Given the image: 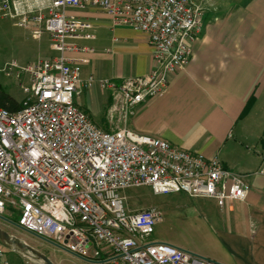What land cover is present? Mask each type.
<instances>
[{"label": "built area", "instance_id": "obj_1", "mask_svg": "<svg viewBox=\"0 0 264 264\" xmlns=\"http://www.w3.org/2000/svg\"><path fill=\"white\" fill-rule=\"evenodd\" d=\"M89 7L146 34L154 48L156 68L148 75L120 85L90 77L85 84L113 90L120 100L112 111L124 118L164 94L169 76L187 67L204 16L193 0H0L1 16L36 39L47 35L55 52L0 67L25 94L17 112L0 108V214L12 207L17 223L87 264H217L150 240L163 213L155 206L131 210L127 191L149 187L156 195L211 198L222 209L244 201L249 185L217 156L208 159L127 127L105 131L80 108L81 66L66 52L84 50L73 41L92 39L93 25L66 11ZM0 264H10L3 249Z\"/></svg>", "mask_w": 264, "mask_h": 264}, {"label": "crops", "instance_id": "obj_2", "mask_svg": "<svg viewBox=\"0 0 264 264\" xmlns=\"http://www.w3.org/2000/svg\"><path fill=\"white\" fill-rule=\"evenodd\" d=\"M193 2L204 16L187 67L169 76L164 94L134 106L126 118L111 108L116 123L103 130L127 127L208 159L217 156L240 174L250 190L244 201L220 208L219 237L233 264H264V0ZM66 12L93 25L92 39L73 41L85 49L66 52L81 66L79 88L87 91V102L80 96L76 102L93 120L92 105L110 108L120 99L97 82L87 87L88 79L120 85L146 76L156 68L154 48L146 34L115 22L100 8ZM251 97L253 105L244 114Z\"/></svg>", "mask_w": 264, "mask_h": 264}, {"label": "rangeland", "instance_id": "obj_3", "mask_svg": "<svg viewBox=\"0 0 264 264\" xmlns=\"http://www.w3.org/2000/svg\"><path fill=\"white\" fill-rule=\"evenodd\" d=\"M53 53L47 35L36 39L28 29L17 25L15 20L0 15V67L11 60L27 65L49 57ZM0 83L13 97L19 101L24 99L25 94L16 77L0 72ZM80 91L82 93L80 92L79 101L86 103L87 91L83 88ZM92 107L96 109L93 121L100 128L103 129L104 125L107 123L109 125L110 122L116 123V120L111 121L112 106L109 108L96 103V107L93 105ZM126 197L131 210H143L155 206L162 211L163 219L156 225L150 240L181 247L220 264H233L230 253L219 237L217 217L222 212L213 199L192 198L184 193L156 195L149 187L130 189ZM3 216L14 222L19 220L17 211L10 206H7ZM0 227L46 254L56 264H87L83 259L64 250L43 244L39 239L19 230L4 219H0ZM0 249L5 250V257L10 264H44L32 255L26 256L9 250L2 244Z\"/></svg>", "mask_w": 264, "mask_h": 264}, {"label": "water", "instance_id": "obj_4", "mask_svg": "<svg viewBox=\"0 0 264 264\" xmlns=\"http://www.w3.org/2000/svg\"><path fill=\"white\" fill-rule=\"evenodd\" d=\"M0 219H4L6 221H8L9 223H11L12 225H14L15 227H17L18 229L36 237V238H39L41 240H44L50 244H52L53 246H56L57 248L61 249V250H64L74 256H76L75 254L71 253L70 251H68L67 249H65L64 247L60 246L59 244H57L56 242L40 235V234H37L33 231H30V230H27L25 229L23 226H21L19 223L17 222H14V221H11V220H8L7 218H5L3 215L0 214ZM0 244H2L5 248L9 249V250H13V251H17V252H20L22 253L23 255H26V256H34L36 257L38 260L42 261L44 264H56L50 257H48L46 254L38 251L37 249H35L34 247L30 246L29 244H27L26 242L22 241L21 239L15 237L14 235L10 234L9 232L5 231L4 229H2L0 227ZM177 247V246H175ZM181 250H186V249H183L181 247H177ZM189 251V250H188ZM191 252V251H190ZM193 254L199 256V257H202V258H205V259H208L204 256H201L199 254H196L194 252H192ZM77 257V256H76ZM210 260V259H208ZM213 261V260H212ZM215 262V261H214ZM217 263V262H216ZM217 264H220V263H217Z\"/></svg>", "mask_w": 264, "mask_h": 264}, {"label": "trees", "instance_id": "obj_5", "mask_svg": "<svg viewBox=\"0 0 264 264\" xmlns=\"http://www.w3.org/2000/svg\"><path fill=\"white\" fill-rule=\"evenodd\" d=\"M254 102V98L251 97L248 101L245 109L244 114H246L252 107ZM0 108L7 109L11 112H17L22 108V101H19L15 97H13L0 83ZM84 112L89 116V113H87L85 110Z\"/></svg>", "mask_w": 264, "mask_h": 264}, {"label": "flooded vegetation", "instance_id": "obj_6", "mask_svg": "<svg viewBox=\"0 0 264 264\" xmlns=\"http://www.w3.org/2000/svg\"><path fill=\"white\" fill-rule=\"evenodd\" d=\"M20 230V229H19ZM36 238V237H35ZM37 239H39V238H37ZM43 244H45V245H47V246H49V247H53V248H57L56 246H53L52 244H50V243H48V242H46V241H44V240H41V239H39ZM57 249H59V248H57Z\"/></svg>", "mask_w": 264, "mask_h": 264}]
</instances>
